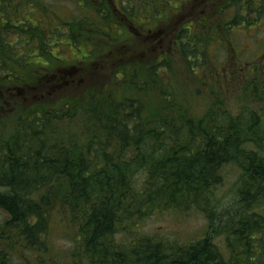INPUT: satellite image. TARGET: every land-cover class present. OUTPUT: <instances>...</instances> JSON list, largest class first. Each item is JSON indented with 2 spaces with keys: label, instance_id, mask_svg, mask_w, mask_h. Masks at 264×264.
Instances as JSON below:
<instances>
[{
  "label": "trees",
  "instance_id": "trees-1",
  "mask_svg": "<svg viewBox=\"0 0 264 264\" xmlns=\"http://www.w3.org/2000/svg\"><path fill=\"white\" fill-rule=\"evenodd\" d=\"M101 1L74 0L89 18L84 20L88 25L67 20L49 30L42 27V19L32 16L37 10L48 11L43 0H0V83L17 88L20 95L24 87L54 80L64 66L69 67L68 73L76 71L94 50L97 58L109 52L108 46H96L84 56L75 53L85 45L83 36L94 35L88 33L89 25L102 31L103 20L115 18L117 32H131L115 15L111 2ZM162 2V9L169 4V0ZM219 5L223 22L219 28L210 23L209 12L198 18L208 25L203 29L207 42L190 25L177 35L181 55L193 57L189 63L203 70L208 65L205 46L220 33L228 35L232 28L259 27L264 22V0H222ZM43 16L51 19L48 25L56 23L55 16ZM133 17L135 13L126 23L134 24ZM105 32L113 35V29ZM68 45L74 49L69 58L63 49ZM198 54L203 55L200 65ZM156 65L171 73L169 59ZM135 66L143 76L149 74L146 66ZM252 66L245 72L237 69L245 73L243 80L249 87L260 70L259 64ZM126 69L122 76L111 77L113 87L123 80L130 83L124 79ZM132 84L140 87L145 82ZM153 84L163 105L153 112L137 98L116 102L110 90L98 91L85 83L78 97H63L53 106L20 114L13 135L0 141V264H264V216L253 211L264 200V134L259 114L247 111L234 116L218 110L191 116L179 108L183 103L165 83L154 80ZM76 121L78 133L73 130ZM248 142L256 149L244 148ZM228 163L238 164L242 172L239 208L230 214L215 208L211 196ZM193 204L208 224L205 235L190 244L130 231L136 221L157 210L187 211ZM55 225L63 228L69 241L62 249L50 238ZM122 232L133 237L119 238ZM222 234L228 237L227 247L234 248L232 260L226 259L215 241Z\"/></svg>",
  "mask_w": 264,
  "mask_h": 264
},
{
  "label": "rangeland",
  "instance_id": "rangeland-1",
  "mask_svg": "<svg viewBox=\"0 0 264 264\" xmlns=\"http://www.w3.org/2000/svg\"><path fill=\"white\" fill-rule=\"evenodd\" d=\"M93 1L97 4L102 3L101 0ZM162 1H125L126 4L124 3V5L129 7L128 2H130L135 12L133 18L138 25L135 26L134 31L125 34L117 32L115 28L119 21L115 18L107 23L103 20L102 31L91 29V27L95 29V25L87 26L89 28H86L88 33L94 35L91 37L83 36L86 46L81 45L78 48L79 51L75 48L77 56L80 55V52L83 55L84 52L96 46L97 49L108 46L110 50L98 58L96 50H94L91 57L78 63L79 65L74 68L76 71L72 72L74 74L70 79L65 75L62 76L61 72L69 69V67L64 66L57 71L58 74H61L55 79L53 78L54 80L48 81L46 79L43 85L36 84L34 87H24L21 89L20 95L8 96L5 91L3 95L0 94V141L4 138L9 139L13 135L19 126L18 118L21 113L28 112L29 109L37 106H53L58 104L63 97H78V95H82L85 83L91 84V87L97 86L98 91H103L105 88L108 89L107 91L110 90L108 94L114 101L116 99V102L118 100L124 101L129 96L137 98L147 105L148 110L153 112V110L163 108L161 100H159L158 87L153 84L154 80L165 83L164 86L176 94L177 100L183 103L179 108L187 109L188 115L203 117L211 111L223 112L224 110L235 116L241 112L254 111L257 115L259 114L258 124H261L260 131L264 132V22L259 27L249 28L243 25L239 29L233 30L232 28V32L228 35H225V32L220 33L213 42L205 46L208 65L203 70L199 66L196 67V64L189 63L193 62V57L185 58L181 55L182 47L177 45L179 41L177 35L182 27L190 25L192 32L194 34L199 33L203 42H207L208 38L207 36L204 38L203 29H208L206 28L208 25L205 26L198 21L199 15H203L204 11L209 12L207 14H210V23L216 22L214 26L219 28L223 23L219 21L221 16L219 4L222 0H204L207 1L204 4V1L201 0H169L168 6L163 9L160 7L163 4ZM112 3L109 5L113 9L114 6H123L121 0H113ZM43 4L48 8V11L37 10L32 13V16L36 19H42V27L45 29L52 30L54 25L59 24L58 22L74 20L79 23V21L85 22L84 20L89 19L85 17V13L81 11L79 4L74 0H43ZM159 7L162 10L161 15L160 12L156 11ZM88 12L92 13L96 20L98 19L94 10ZM44 14L55 16L52 20H56V23L51 26L48 25L51 19L45 20ZM117 16L120 18L119 15ZM192 20L194 21L192 22L193 25H191ZM120 21L123 24H128L124 23L125 20H121V18ZM219 22H221L220 25ZM85 25L88 24L85 22ZM119 27L122 28L123 26L119 24ZM108 29H113L114 36L107 35L105 31ZM104 35L108 36L113 45L108 43ZM58 47L60 46L54 47V50ZM63 49L66 57L69 58L74 55V49L70 45L63 47ZM197 56L199 58L197 63L200 65L203 61V55L198 54ZM163 58L169 59L171 73H167V70L158 69L159 65L153 66L154 63L163 61ZM136 63L140 66H146L149 74L143 76L141 74L143 70H139L135 66ZM252 64H259L260 70L254 77L256 83L249 87V84H245L247 81L244 83L243 80L244 76L242 75L245 73L239 74L237 69L245 72L254 67ZM192 67L195 71H192ZM150 68H155L156 72L154 73ZM122 69H126L127 73L124 79H129L130 83L126 84L123 80L120 85L113 87L109 81L111 77L118 74L122 76ZM207 73H209L208 77ZM132 82L138 84L145 82V84L137 87ZM218 85L219 92L216 91ZM13 91L15 92V90ZM78 124L79 122L76 121L73 127L77 133ZM262 132L261 134H264ZM243 146L247 150L256 149L255 145L249 142ZM220 173L222 182L214 188L211 196L215 208L230 214L239 208L237 200L240 184L238 182L242 177V172H240L238 164L228 163L222 167ZM253 211L264 216V200L257 207H253ZM136 222L138 223L130 231L136 230V232L150 234L157 239L173 241L178 244H190L197 238L203 237L208 224L205 214L194 204L187 211H179L175 208L157 210L146 219ZM55 226L50 238L55 242V245L62 249L69 241L62 234L63 228L59 225ZM118 235L119 238L133 237V235L130 236L125 232ZM227 238L225 234H222L217 236L215 241L220 243V250L226 255V259L232 260L235 251L233 247H227ZM235 261L238 260L235 259ZM241 264L244 263L241 262Z\"/></svg>",
  "mask_w": 264,
  "mask_h": 264
},
{
  "label": "flooded vegetation",
  "instance_id": "flooded-vegetation-1",
  "mask_svg": "<svg viewBox=\"0 0 264 264\" xmlns=\"http://www.w3.org/2000/svg\"><path fill=\"white\" fill-rule=\"evenodd\" d=\"M107 1H110L111 3L113 2V0H107ZM125 1L126 0H121V4H123V6L122 5L121 6L120 5L114 6V9L117 11V14L116 15H119L120 18L122 20H125V23H126L127 22V17H130L135 12H134V9L132 8L130 2H128L129 3V7H126L124 5V3L126 4ZM199 16H202V14H200ZM131 19H133V21L136 23V21L134 20L135 18H131ZM199 20H200V17H199ZM192 22H194V21H192ZM135 23L133 24L132 21H129L128 24H126V28L129 29L130 31H134L135 30V26H136ZM68 32H69V30L66 31L67 34H68ZM46 33H47V31H46ZM61 73H63L66 77H67V75L72 74L71 72L68 73L67 71H64V72H61ZM54 77H56V75ZM13 90H15V92ZM4 91L8 94V96L9 95H13V96L14 95H18V93L16 92L17 91V88H15V87L14 88L13 87L11 88V87L5 86L4 84H0V94L3 95L4 94Z\"/></svg>",
  "mask_w": 264,
  "mask_h": 264
}]
</instances>
